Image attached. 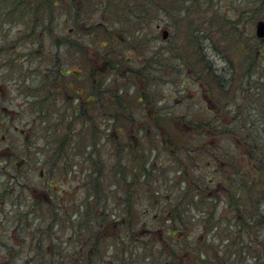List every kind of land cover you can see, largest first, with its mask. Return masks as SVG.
<instances>
[{"label":"rangeland","instance_id":"rangeland-1","mask_svg":"<svg viewBox=\"0 0 264 264\" xmlns=\"http://www.w3.org/2000/svg\"><path fill=\"white\" fill-rule=\"evenodd\" d=\"M81 1L83 12L79 18L80 24L83 26L82 40L85 47L90 46L92 33L94 32L97 35L100 29L105 31L118 29L132 32L133 29L141 26L143 30L150 34L149 39L142 41L146 54L139 61L136 60V63L139 64L137 66H141L144 75L151 72L156 80L160 82L159 86L149 88V90L154 89L150 93V99L153 103L155 102V106H151L152 112L161 107L163 109H160L159 112L162 110L164 114L171 113V115L179 118L192 116L197 121H201L203 116L209 118L211 115L214 116L213 113L217 109L223 113V116L227 115L224 122L226 135L223 137L217 135L212 143L215 146L214 153L224 155L222 168L226 174L230 175L229 181H236V185L227 188L236 192L237 195L239 194L236 201L239 209L237 207V210L236 207L231 205L229 198L222 192V194L219 193L220 196L216 194L217 197L212 201L209 198L205 199L208 209L212 211L207 222L206 231L195 228L196 222L203 220V213L199 212V216L194 217L195 222L191 219L192 213L185 215L184 220L187 221L188 230L182 234L186 238L189 236L199 237L198 239L192 238L191 250L193 252L192 256H188L187 259L192 260L193 263L194 257L196 259L197 252L200 251L197 250V246L201 248L205 243V245L210 246L209 258L206 259L208 260L206 264H264V217H262L264 214V192L259 191V183L264 180V38L258 39L255 36L256 22L264 20V0H193L191 3H183V0ZM181 6L184 9L179 13L178 8H181ZM134 14L142 15L145 21L139 22L138 19H133ZM73 24V21L70 20L68 27L73 26ZM195 29L202 30L199 34L194 32L192 34L195 36V44L203 48L199 52L200 55L202 53L205 60L213 62L217 70L216 73L224 76V89L227 92L225 96L219 97L220 99L217 97V89L209 83L206 77L208 72H202L203 79L196 75L199 67L202 69L203 66L199 65L197 67L196 64L190 65L185 62L188 64L185 65L188 68L184 70L185 67H181L180 64L181 60L185 59L172 60L175 57H171L166 52V50L171 49L175 55H178V58L179 54H182L183 57L185 52L182 47L186 45V33H191V30ZM164 30L168 32L166 40L162 38ZM203 36L208 39H202ZM139 40L141 39L138 38L137 41ZM214 46H217L218 51H221V53L216 52ZM101 50L97 55H84L85 60L87 59L84 60L83 64L85 75L87 74V65L91 63L97 65L99 58L103 57ZM154 52L164 53L159 61L150 63L148 57L152 56ZM15 56L17 57V55ZM18 56L21 57V55ZM16 57L12 56L11 58ZM54 57L55 59L65 58V56ZM192 57L195 58V56ZM75 62H78V56L68 55L67 66L70 69L73 70ZM252 63L255 66L251 65ZM147 65L153 66L147 69ZM18 68L14 66L10 70L0 64V81L7 77L9 78L8 85L12 86L11 78L6 75L11 76L16 73L19 75L21 67ZM114 74L119 76L116 72ZM123 74H126V72L123 71ZM96 77L100 83V75L97 74ZM115 79L117 80L116 76ZM111 80L112 74H107L103 81L108 83ZM84 88V98L86 99L89 97L91 87L85 84ZM120 88L127 89L132 94V84L127 80L125 87H118L116 81L113 85L107 86V89L111 91ZM104 90L105 88H99L97 83L95 84V91L104 92ZM6 91L8 94L10 93V97L13 99L6 106L14 113L8 118L0 116V262L4 264H43L39 260V255H36L37 252L43 250L42 247L31 246L32 243L27 242L25 238L27 229L25 227L19 229L15 224L18 215H22L24 211L27 195L32 193L37 200L36 204L44 202L50 206L52 205L53 209L57 210V214L54 211L53 213H46L51 217L52 222L57 224L54 229L59 225L62 227L58 228L56 240L53 241L55 242L54 246L50 249L55 255L64 256L63 259H56L60 264H70L69 261L74 258L73 254H77L78 258H81L83 254L80 253L78 247L73 245L76 241L73 236L74 233L68 229L69 227L65 226L70 221H77V206L80 204V200L85 193L86 183L88 185L90 178L87 177L86 172H81L79 165H73L68 170V164L79 160H73L72 158L75 155L71 153L66 154L72 157L69 158L67 165L65 164L59 168L53 166L55 164L54 160L60 158V152L57 150V153L53 154L54 151L59 147L67 149L69 144L65 141L56 147L58 140H53L50 145L48 144L49 140L53 138L52 132L58 134L60 128L57 127L56 130L49 129L47 123L39 121L41 118H38L37 113L24 104L23 98L18 97L17 91L12 88L6 89ZM98 104L95 131L97 133L96 139L99 137L98 141L102 142L104 141V133L108 132L106 123L110 120L105 118L102 107L100 103ZM82 106L84 108L86 106L88 110L91 107L87 103H82ZM205 107H211L213 111L207 114L204 112ZM18 115L19 117H17ZM68 116L69 114L66 119H63L65 132L67 131L69 134L67 138L70 137L71 140L69 151L81 150L84 147V142L90 143L91 137L86 134L84 141L82 137V142L79 141L75 145L76 137L73 138V136H76L74 133L81 128V123L78 122L77 118ZM133 116L135 117V113ZM111 118L114 117L110 116L109 119ZM188 120L186 118L180 120V122H187ZM50 122L54 123V120H50ZM85 126L88 131H91L89 128L91 126L90 122L83 123V129H85ZM116 126H120L119 123ZM131 126L130 130H127V126L124 129L122 127L125 137L130 139L133 135L135 137L132 140L133 143L147 142L145 139L148 136H145L146 133H142L140 122L135 119ZM117 130L121 131L115 129V132L111 133L115 137ZM59 134L62 136L61 132ZM192 140L195 142V149L192 152L195 159L192 164H189L188 173L184 171L182 164L173 155L169 159L166 158L168 154L165 155V152L168 151L161 152V149H156V146H160L155 141H149L147 145H144L147 153L150 154L153 150L154 162L156 163H154L155 171L148 177V183L144 186L143 191L145 193L138 196L132 195L131 197L133 207L137 208H134L136 212L133 214L132 219V228L135 231L138 232L148 228L142 226V224H156L159 228L164 227V229H166L165 225H172L171 222L166 221L158 214V210L163 209L167 206V201L173 200L178 195L177 180L179 176L188 177V179L192 176L194 179V175H196L204 177V180L216 178L217 169L214 166L207 168L206 161H201L202 157L200 156L202 153L199 149H196L198 146L202 147L204 137L197 134ZM110 144H112V141H110ZM239 145L240 147H238ZM51 146L56 148L47 149ZM104 146L107 145L104 143ZM177 152L179 157L182 155L180 158H186L187 151L181 153V151L176 150L173 154H177ZM102 154L103 158H106L107 154L104 151H102ZM15 156L23 159H18L15 162L16 165H13ZM245 159L247 160L245 161ZM162 160H167V162L160 164ZM128 162L127 160L123 163L126 174L130 171ZM116 164L114 166L115 172L116 170L119 171V177L120 173L122 175V169L116 167ZM232 165L241 170V173L233 175L235 170ZM211 169L214 170V173L210 171ZM40 170H42V173L45 170L43 173L45 177L42 176ZM49 170L52 172L68 171L66 176H62V178L60 176L49 184L51 181ZM243 175L253 178L255 185H252V188L250 185H242L245 179ZM116 178L115 175V177L111 176L109 179H103L99 186V193H102V190L109 191L104 192L102 201L99 202L100 209L98 212L104 214L102 222H104V219H110L111 214H115L119 218L127 216L126 212L116 214L120 213L117 202H119L123 211L126 209L125 204L129 202L124 191L120 188L116 189ZM127 178L130 179V176H127ZM193 179L189 180L191 188L197 186L193 183ZM220 184L215 182L212 188H217ZM149 190H158L160 192L158 198H150L148 195ZM120 193L124 196L118 197ZM161 200H163V205L159 203ZM43 207L45 206L43 205ZM256 209H259L257 212L259 217L257 213L254 216L249 214ZM45 212H47V209H45ZM36 213L34 224L43 231L47 230L50 226L42 220L39 211ZM25 221L27 224V220ZM81 223L82 232L95 225L90 224L86 219ZM99 226L101 227V225ZM127 227L126 224L119 225L115 232L122 233ZM141 227L144 228L141 229ZM247 227H250V229H248V232L244 231L247 234L245 237L241 231L243 228L246 230ZM151 230L153 232L154 229L151 228ZM81 231L79 232L82 233ZM85 232L90 231L85 230ZM239 234L240 236L237 237ZM11 238L15 240L16 246L11 243ZM113 239L107 238L105 240V245L109 249L107 255H110V257H115L113 255L114 248H111L112 242L119 243L120 241L119 237ZM68 241L71 245H67ZM144 241H147V239ZM35 242L33 243L35 244ZM7 251L10 252L6 253ZM203 258L206 257L201 256V259ZM82 264H87V262H82ZM99 264L109 263L104 261ZM142 264H151V262L144 261Z\"/></svg>","mask_w":264,"mask_h":264},{"label":"trees","instance_id":"trees-1","mask_svg":"<svg viewBox=\"0 0 264 264\" xmlns=\"http://www.w3.org/2000/svg\"><path fill=\"white\" fill-rule=\"evenodd\" d=\"M192 1L193 0H183V3H191ZM183 9V6H181V8H178V12L181 13ZM133 19H138L139 22L145 21V18L139 14H134ZM200 31L202 30L195 29L191 30V33H186V45L182 47L185 52L183 57L181 56L182 54H179L178 58V55H175L171 49L166 50V52L170 54L171 57H175L172 60L177 61L180 59H185L181 60L180 64L181 67H185L184 70L188 68L186 67L188 64H196L197 67H199V65L203 66L202 69L199 67L197 72L198 74L196 75L203 79L202 72L207 71L208 73L206 77L209 83L213 84L217 89V97H223L227 92V90L224 89V76L222 74L216 73L217 70L214 67V63L205 60V56L202 53L200 55L199 52L203 50L202 46L195 44V36L192 34L193 32L195 34H199ZM97 37L99 38V52L102 49L101 53H103V57H101V59L99 58L97 65L94 63L89 65L90 72L93 75L92 77L90 76V78L94 77L97 79L96 75L99 74L101 82H98L97 85L99 88H105L104 92L99 91L98 99H100V102L98 100V102L94 104V108L97 109V106L99 105L98 103H100L105 118L111 121L106 123L108 132L104 133V141L99 142V137L96 139L97 133L95 131V127H97V111H92L91 107L90 110H88L86 106L83 112L84 117L82 116L81 118H77L78 122L80 121L81 123V128L78 130V132L74 133L76 136H73V138L76 137L75 145L79 141L82 142V137L84 141V136H86V134L91 137L90 143L84 142V147L81 150L74 149L69 151L71 140L70 137L67 138L69 136L67 131L65 133L61 132L62 136L59 134L60 132L58 134L52 132L53 138L55 137L58 140L56 147L65 141L69 143L67 145V149H62L59 147L54 151L53 154L57 153V150L60 152V158L58 160H54L55 164L53 166L59 168L65 164L67 165L69 158L72 157H69L66 154L71 153L75 155L72 158L73 160H79L68 164V170L69 168L71 169L73 165H79L81 172H86L87 177L90 178L88 185L86 183L85 193L80 200V204L77 206V221H70V223L65 227H69L68 229L74 233L73 236L76 240H94L93 245L104 246L106 243L105 240L107 238H114L113 240H115L119 237V243L112 242L111 244V248H114L113 255L116 258H124V260H130L132 258L133 261L134 258H140V260L143 262L150 261L158 263L157 261H159V257L163 256V263L176 262L178 264H206L208 261L206 259L209 258L210 246L205 245V243L203 244L204 247L203 245L201 248L197 246V250L200 251L197 252L196 259L194 257L193 263L192 260L187 259L188 256H192L193 252V250H191L192 238L198 239L199 237L189 236L186 238L185 235L182 234L188 230V224L187 221L184 220V216L192 213L191 219H193L195 222L194 217H198L199 212L203 213V220L196 222L195 228L200 231H206L207 222L210 219L212 211L208 209L205 199L209 198L212 201V199L217 197L216 194L219 195V193L222 194V192H224L227 198H229L230 204L236 207V209L237 207L239 209V205L236 203L239 194L237 195L236 192L232 191L230 188H227L228 186L236 185V181H229L230 175L226 174L222 168L224 155H222V153L220 154L221 156L215 154V151L213 150L215 146L212 143V140L216 139L217 135H221L220 137L226 135L224 131V122L226 121L225 119L227 115L223 116V113L219 112L217 109L213 113L214 116L211 115L210 118L203 116L201 117V121H197L194 120L192 116H187L186 118L189 119L187 122H180V120H185L186 118H179L178 116L171 115V113L164 114L162 110L159 112L160 109H163L161 107L152 112L153 109H151V106H155V102L153 103L150 99V93L154 89L149 90V88L159 86L160 82L156 80L151 72L149 74L147 73V75H144L141 66H137L139 64L136 63V60L139 61L142 57H144L143 55L146 54V52H144V43L142 41L149 39L151 37L150 34L143 30L141 26H139L138 28L133 29L132 32L118 29H110L106 31L100 29L98 31ZM138 38L141 40L137 41ZM203 38L208 39L206 36H203L202 39ZM213 48L216 52L221 53V51H218L217 46H214ZM162 54L154 52L152 56L148 57V61H150V63H152V61L157 62L161 59ZM192 56H195V58ZM251 65H253V63ZM152 66L153 65H147V69H150ZM123 71H125L126 74H123ZM115 72L118 73L119 76L115 75ZM107 74H112V80L108 83H104L103 80ZM115 76L117 77V80L115 79ZM126 80L132 84V94L127 89L123 88H120L119 90L117 89L118 91H111L107 89V86L111 84L113 85L115 81L117 82L118 87H125ZM86 108L88 110L87 112L85 111ZM204 110V112L208 114L206 107ZM134 113L135 117L133 116ZM110 116H113L114 118L109 119ZM135 119L140 122L142 126V133L144 132L146 133L145 136H148L145 139V141H147L145 143H133L132 140L135 137L131 135L132 139H127L125 137V133H123V129L126 128V126L127 130L131 129V125L135 122ZM40 121L47 123V120L45 119H40ZM89 122L91 123V126H89L91 131H88L86 126L85 129H83V123ZM117 123H119L120 126L117 127ZM115 129L121 130H117V139L113 134H111L115 132ZM197 134L204 137V143L202 144V147L198 146L196 148L202 153L200 156L202 157L201 161H206L205 164H207V168L214 166L217 169L218 173L216 178L204 180V177L202 176L194 175V179L192 176H190L189 178L193 179V183L197 184L196 187L191 188V183L189 182L190 179H188V177L179 176L177 180L178 195L174 197L173 200L167 201V206L158 210V214L161 215L166 221L171 222L172 225H165L166 229H164V227L159 228L156 224H142V226L145 225L148 228L138 232L137 230L135 231L132 228V219L133 214L136 212L134 208H137L133 207L131 197L132 195L138 196L142 193H145V191H143L144 186L148 183V177L155 171L154 163H156L154 162L153 150L152 153H147V149H145L144 145H147L149 141H155L157 145L160 146H156V149H161V152L168 151L165 152V155L168 154L166 158L169 159L170 156L173 155V157L178 159V162L182 164L184 171L187 172V168H190L189 164H192L193 160L195 159V156L192 153L195 149V142L192 140V138L197 136ZM110 141H112V144H110ZM104 143L107 146H104ZM56 147L51 146L49 148L47 147V149ZM238 147H240V145ZM176 150L181 151V153L187 151L186 158H180L182 155L179 157L178 152L177 154H173ZM102 151L107 154L106 158H103ZM18 159L22 160L23 158L19 157ZM127 160L129 161L128 163L130 167L128 174L124 172L123 164ZM246 160L247 159H245V161ZM166 162L167 160H162L160 164ZM237 162L239 161L237 160ZM115 164L116 167H121L122 169V175L120 173L119 177V171L116 170L115 172ZM232 168L235 170L233 175L236 173H241V170H239L236 166L232 165ZM68 170L65 172L61 170L58 172H52L49 170L51 179L49 184L57 180V178L60 176L61 178L62 176H66ZM40 171V173H42V170ZM210 171L214 173L213 169ZM44 172L45 170H43V173ZM43 173L42 176L45 177V174L43 175ZM114 173L117 176L115 180L116 189L120 188L123 190L126 194L125 197H127L129 201L128 204H125L126 209L124 211L120 208L121 205H119V202H117L120 213L116 214H122V212H126L127 216L119 218L115 214H111V220L104 219V222H102L104 214L102 212L99 213L98 210L100 209L99 202L102 201V195L106 190H102V193H99V186L103 179H109L111 176L115 177ZM127 176H130V179H128ZM215 182H219L221 184L217 188H212ZM242 185H250L252 188V185L255 184L253 178H248L245 176ZM242 185L240 184V186ZM263 187L264 180H261L259 183V191L264 192ZM159 194L160 192H158V190H149L148 192L150 198L155 197V199L158 198ZM123 196L124 195H121V193L118 195V197ZM26 198L27 202L24 204V211L22 212V215H18V218L15 220V224L19 227V229L22 227L27 229L25 238L27 239V242L32 243L31 246L42 247L43 250L37 252L36 255H39V260H41L43 264H60L56 259H63L64 256L55 255V253L52 252L50 248L54 246L55 242L53 241L56 240L58 228L62 227L59 225L54 229L57 224L53 223L51 217L46 214L53 213V211L55 214H57V210L53 209L52 205L50 206L44 202L36 204L37 200L32 193H29ZM166 199L168 200L167 197ZM248 199L250 200V198ZM163 200L159 202L160 205H163ZM43 205L45 207H43ZM44 208L47 209V212H45ZM258 210L259 209H256L249 214L254 216ZM37 211L41 213L42 220H44L50 226L45 231L39 229V227L34 224V215L37 214ZM257 216L259 217V213H257ZM23 217H25V219H23ZM262 217H264V214ZM85 219L88 220L90 224H95L92 228L85 229L86 231H90L88 233H86L85 230V233L82 232L80 228L82 224L81 222ZM25 220H27V224ZM122 224H126L128 226L127 229L122 231V233L124 232L123 235L122 233L115 232V229ZM99 225H101V227ZM170 225L171 227H169ZM250 227H247L246 230L245 228L242 229L241 233L243 236H247L244 231L248 232ZM143 228L144 227H141V229ZM151 228L154 229L153 232ZM239 236L240 234L237 235V237ZM145 239H147V241H144ZM34 241H36L35 244L33 243ZM11 243L16 246V242L13 238H11ZM67 245H71V243L69 242ZM133 249L137 250L133 251ZM9 252L10 251H7L6 253ZM72 256L74 258L69 261L70 264H82V260H79L80 258H78L76 254H73ZM201 256L206 258L201 259ZM101 257L102 256H100V259ZM0 264L4 263L0 262ZM87 264L99 263H97L93 257H88Z\"/></svg>","mask_w":264,"mask_h":264},{"label":"flooded vegetation","instance_id":"flooded-vegetation-1","mask_svg":"<svg viewBox=\"0 0 264 264\" xmlns=\"http://www.w3.org/2000/svg\"><path fill=\"white\" fill-rule=\"evenodd\" d=\"M82 12L81 0H0V64L10 70L14 66L21 67L19 75H17L19 68L16 74L6 75L11 78L12 86L8 85L7 77L0 81V116L8 118L14 113L6 106L13 100L6 91L10 88L17 91L19 96L16 95L23 98L24 104L37 113L38 118L47 120L49 129L56 130L59 127L62 133H65L64 119L68 114L71 118L83 116L82 103L90 104L92 111L98 112L94 104L99 100V91H95V84L99 80L90 78L93 75L89 64L85 75L83 64L84 55L99 53V38L93 32L90 46H84L83 26L79 18ZM70 20L74 24L68 27ZM68 55L78 56V62H75L73 70L67 66ZM12 56L17 59H12ZM54 56L65 58L55 59ZM85 84L91 87L89 97L86 99ZM85 111H88L87 108ZM206 111L210 113L212 108L206 107ZM50 120H54V123ZM53 140L57 139L55 137L50 139L48 144L50 145ZM17 160L18 157L15 156L13 165H16ZM93 243L94 240L86 239L74 241L73 245L83 254L79 260L88 262V257H93L97 263L104 261L109 264L144 263L140 258H134L133 261L132 258L124 260L110 257L107 255L109 251L107 245L99 246ZM162 258L163 256H160L158 263L151 264H178L163 263Z\"/></svg>","mask_w":264,"mask_h":264},{"label":"water","instance_id":"water-1","mask_svg":"<svg viewBox=\"0 0 264 264\" xmlns=\"http://www.w3.org/2000/svg\"><path fill=\"white\" fill-rule=\"evenodd\" d=\"M256 36L258 38H263L264 37V21L260 20L256 23V28H255ZM167 31L164 30L162 32V38L166 39L167 37Z\"/></svg>","mask_w":264,"mask_h":264}]
</instances>
